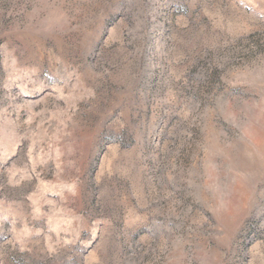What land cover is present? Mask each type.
Wrapping results in <instances>:
<instances>
[{
	"label": "rangeland",
	"instance_id": "374dc122",
	"mask_svg": "<svg viewBox=\"0 0 264 264\" xmlns=\"http://www.w3.org/2000/svg\"><path fill=\"white\" fill-rule=\"evenodd\" d=\"M0 264H264V0H0Z\"/></svg>",
	"mask_w": 264,
	"mask_h": 264
}]
</instances>
